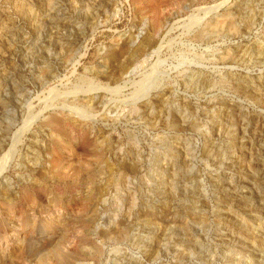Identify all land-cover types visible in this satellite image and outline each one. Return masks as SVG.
<instances>
[{
  "label": "rangeland",
  "instance_id": "374dc122",
  "mask_svg": "<svg viewBox=\"0 0 264 264\" xmlns=\"http://www.w3.org/2000/svg\"><path fill=\"white\" fill-rule=\"evenodd\" d=\"M0 264H264V0H0Z\"/></svg>",
  "mask_w": 264,
  "mask_h": 264
},
{
  "label": "bare ground",
  "instance_id": "6f19581e",
  "mask_svg": "<svg viewBox=\"0 0 264 264\" xmlns=\"http://www.w3.org/2000/svg\"><path fill=\"white\" fill-rule=\"evenodd\" d=\"M217 7V5H214V6H210V7H208V8H206V9H204L206 12H210L211 10H213V9H215ZM3 163V162H2ZM4 167V166H3Z\"/></svg>",
  "mask_w": 264,
  "mask_h": 264
}]
</instances>
